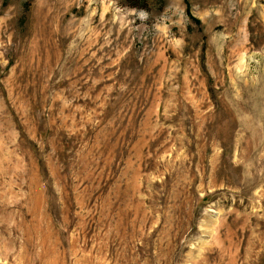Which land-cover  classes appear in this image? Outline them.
<instances>
[{"label": "rangeland", "instance_id": "374dc122", "mask_svg": "<svg viewBox=\"0 0 264 264\" xmlns=\"http://www.w3.org/2000/svg\"><path fill=\"white\" fill-rule=\"evenodd\" d=\"M0 264H264V0H0Z\"/></svg>", "mask_w": 264, "mask_h": 264}]
</instances>
